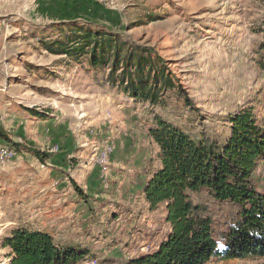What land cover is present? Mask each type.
Returning a JSON list of instances; mask_svg holds the SVG:
<instances>
[{"label":"rangeland","instance_id":"rangeland-1","mask_svg":"<svg viewBox=\"0 0 264 264\" xmlns=\"http://www.w3.org/2000/svg\"><path fill=\"white\" fill-rule=\"evenodd\" d=\"M263 44L262 0H0V127L11 146L0 141V264L16 229L87 251L77 264H138L155 252L169 225L164 205L143 195L159 168L154 116L219 143L244 109L264 125ZM137 70L163 71L173 87L155 105L137 100ZM252 177L264 195V162ZM191 200L221 248L240 209L206 192Z\"/></svg>","mask_w":264,"mask_h":264},{"label":"trees","instance_id":"trees-1","mask_svg":"<svg viewBox=\"0 0 264 264\" xmlns=\"http://www.w3.org/2000/svg\"><path fill=\"white\" fill-rule=\"evenodd\" d=\"M264 1V0H262ZM257 65L264 72V44L258 51ZM130 79L129 94L155 105L159 88H172L163 71L150 77L158 89L148 85L137 70ZM229 136L223 143L207 138L199 140L154 116L149 130L151 142L158 148L159 168L143 188L151 206L163 204L169 233L155 252L138 264H206L209 259L243 260L264 257V195L256 189L252 177L257 164L264 162V125L250 109L229 116ZM7 135L0 127V141L8 147ZM33 152V151H32ZM41 162L47 155L39 156ZM206 192L215 202L229 203L240 209L226 234L214 238L212 221L206 209L195 205L191 194ZM10 250V264H77L88 253L75 247L59 248L52 237L40 231L12 230L4 239Z\"/></svg>","mask_w":264,"mask_h":264},{"label":"built area","instance_id":"built-area-1","mask_svg":"<svg viewBox=\"0 0 264 264\" xmlns=\"http://www.w3.org/2000/svg\"><path fill=\"white\" fill-rule=\"evenodd\" d=\"M109 151H110V149L103 151V155L106 157V155L109 153ZM89 264H93V263H89Z\"/></svg>","mask_w":264,"mask_h":264}]
</instances>
